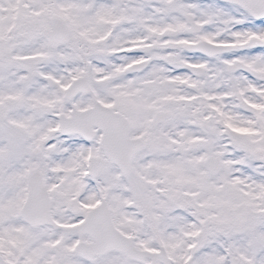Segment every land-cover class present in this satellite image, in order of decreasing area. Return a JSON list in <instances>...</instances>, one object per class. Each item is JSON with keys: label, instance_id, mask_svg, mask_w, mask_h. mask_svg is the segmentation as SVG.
I'll return each instance as SVG.
<instances>
[{"label": "snow or ice", "instance_id": "snow-or-ice-1", "mask_svg": "<svg viewBox=\"0 0 264 264\" xmlns=\"http://www.w3.org/2000/svg\"><path fill=\"white\" fill-rule=\"evenodd\" d=\"M0 264H264V0H0Z\"/></svg>", "mask_w": 264, "mask_h": 264}]
</instances>
